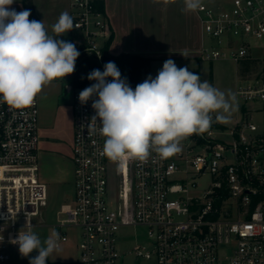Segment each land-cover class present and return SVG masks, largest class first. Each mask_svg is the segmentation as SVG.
I'll list each match as a JSON object with an SVG mask.
<instances>
[{"label": "built area", "instance_id": "obj_1", "mask_svg": "<svg viewBox=\"0 0 264 264\" xmlns=\"http://www.w3.org/2000/svg\"><path fill=\"white\" fill-rule=\"evenodd\" d=\"M105 0H71L70 15L83 40L78 47L98 59L112 34ZM204 39L200 59L247 61L236 87L239 116L230 136L210 128L182 141V151L146 161H111L100 154L105 137L92 97L82 104L86 87L71 86L74 111L73 197L47 223L48 186L39 176L40 105L15 109L0 102V264L15 262L9 253L20 231L55 229L60 248L72 245L69 258L46 264H264V57L254 39L264 37V0H203L196 12ZM78 25V28L75 27ZM205 40L207 42H205ZM113 166L117 196L110 198ZM207 176L208 181L200 180ZM145 227L147 243L129 233ZM51 232V231H50ZM143 236V234H142ZM134 240L132 248L122 244Z\"/></svg>", "mask_w": 264, "mask_h": 264}, {"label": "clouds", "instance_id": "obj_2", "mask_svg": "<svg viewBox=\"0 0 264 264\" xmlns=\"http://www.w3.org/2000/svg\"><path fill=\"white\" fill-rule=\"evenodd\" d=\"M14 2L0 0V102L24 109L35 103L45 86L74 73L80 52L74 43L59 39L74 28L67 11L52 25L54 35H49L43 20H30L28 9L17 12L10 7ZM183 5V11L195 13L203 0H183ZM87 79L95 83L79 93V100L84 104L97 97L92 121L99 119V132L105 137L100 154L111 161L125 157L146 161L153 152L161 159L172 157L182 151L184 139L210 128L213 113L216 121L227 122L237 106L234 93L202 81L172 59L134 90L111 61L103 71L92 70ZM59 241L55 229L43 241L29 229L11 242L19 246L21 257L38 253L29 264H46L60 250Z\"/></svg>", "mask_w": 264, "mask_h": 264}, {"label": "crops", "instance_id": "obj_3", "mask_svg": "<svg viewBox=\"0 0 264 264\" xmlns=\"http://www.w3.org/2000/svg\"><path fill=\"white\" fill-rule=\"evenodd\" d=\"M70 4L71 0H30L28 3L38 20H43L49 35H54L52 25L60 14L65 11L70 14ZM10 7L17 12L26 9L23 0H15ZM183 7V0H159L157 3H153V0H105V15L113 32L109 52L115 55L125 52L151 56V71L153 64L159 61L193 56L199 58L198 52L204 42L200 21L196 12H185ZM72 36L75 35L68 32L59 39L68 41ZM70 88L67 87L68 93L71 92ZM64 92L61 84L52 82L38 94L39 176L47 186L61 184L72 176L70 157L51 148L58 143L44 136V131L55 124L58 112L65 105L62 100Z\"/></svg>", "mask_w": 264, "mask_h": 264}, {"label": "rangeland", "instance_id": "obj_4", "mask_svg": "<svg viewBox=\"0 0 264 264\" xmlns=\"http://www.w3.org/2000/svg\"><path fill=\"white\" fill-rule=\"evenodd\" d=\"M73 35H79L78 32L75 30L70 31ZM72 43L76 45L78 48L83 40L79 38V36H72L71 37ZM253 44L259 49H257L256 53L264 57V37L261 39H254L252 40ZM205 42H207L205 40ZM165 61H159L153 64L152 71L149 75L153 78L157 75L158 71L162 69L163 63ZM178 67L187 66L190 71L196 73L197 69L200 70V78L202 81H208L214 87L219 88L220 90L228 93H234L236 96V87L239 83H241V73L239 70V63L235 62L232 59H219L213 62L200 59L196 56L192 58H186L181 60H174ZM145 76V79L149 76ZM62 85L66 92L62 95L63 103L65 104L64 107L58 112L56 122L53 124L49 130H45L44 136L51 141H55L58 143L53 145V147L58 151L61 155L65 157H70L72 161V143H73V134H74V111H73V104H72V93L67 92V87L72 86V74L66 76L63 79L53 81ZM237 99V96H236ZM239 100L237 99V106L235 111L232 112L230 119L227 122H218L215 119V113L212 114L213 122L211 124V128L215 135H220L225 139H229L230 136L226 133H221L218 130L219 125H223L227 128L233 127L235 119L239 116V109H238ZM50 148V147H49ZM64 158V157H63ZM72 169V176L68 177L63 183L61 184H54L48 185V201L47 206L43 208V216L47 223H53L55 221L54 212L60 207L61 203L71 201L73 197L74 185H73V163L70 168ZM201 184H205L208 181L207 176L200 180ZM108 186L110 190V198L112 201L116 199L117 196V183L115 177V170L113 166L110 169V176L108 179ZM50 228H37L35 233L40 237L41 241L46 239L50 234ZM129 233L132 234V237L135 238L136 235L140 237V241L143 243H147L148 239L146 236V228L145 227H129ZM143 234V236H142ZM134 245V240L130 242H126L122 244L121 249H128L132 248ZM10 255L12 256L15 262H29V259L38 255L36 251H33L29 254V257H21L19 253V247H12L9 250ZM73 255L72 245L66 244L60 248L58 252H54L48 260L55 259V258H69ZM134 255L129 253L125 258V264H135L134 263ZM140 264H155L152 260H142Z\"/></svg>", "mask_w": 264, "mask_h": 264}, {"label": "trees", "instance_id": "obj_5", "mask_svg": "<svg viewBox=\"0 0 264 264\" xmlns=\"http://www.w3.org/2000/svg\"><path fill=\"white\" fill-rule=\"evenodd\" d=\"M30 0H23L25 8L31 11L29 17L30 20H38L33 9L28 5ZM98 9L105 11L104 4L100 3ZM113 38V32L110 38L105 42L102 49V57L98 59L94 54H90L87 51L77 48L80 52V56L76 60L75 70L72 74V86L78 87H89L95 81H90L87 79L88 74L94 70L99 69L104 70V65L107 62H114L121 72L122 78H127L129 85L135 89V87L145 80V76L149 75L151 72V56H145L140 54L132 53H120L118 55L109 52V46ZM71 42V40H68ZM249 67L247 61L239 63L240 73L246 71ZM196 73L200 76V70L197 69ZM111 78H109V81Z\"/></svg>", "mask_w": 264, "mask_h": 264}]
</instances>
